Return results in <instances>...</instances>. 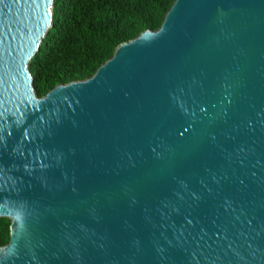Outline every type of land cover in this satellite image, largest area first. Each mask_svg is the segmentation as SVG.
I'll list each match as a JSON object with an SVG mask.
<instances>
[{
	"label": "water",
	"instance_id": "obj_1",
	"mask_svg": "<svg viewBox=\"0 0 264 264\" xmlns=\"http://www.w3.org/2000/svg\"><path fill=\"white\" fill-rule=\"evenodd\" d=\"M53 0H0V264H264V0H174L36 96Z\"/></svg>",
	"mask_w": 264,
	"mask_h": 264
},
{
	"label": "trees",
	"instance_id": "obj_2",
	"mask_svg": "<svg viewBox=\"0 0 264 264\" xmlns=\"http://www.w3.org/2000/svg\"><path fill=\"white\" fill-rule=\"evenodd\" d=\"M173 1L53 0L51 26L28 65L36 96L93 75L118 44L158 29ZM8 227L9 219L0 218V246Z\"/></svg>",
	"mask_w": 264,
	"mask_h": 264
}]
</instances>
